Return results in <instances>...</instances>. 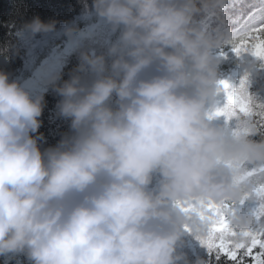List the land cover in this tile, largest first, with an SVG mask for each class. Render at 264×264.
I'll list each match as a JSON object with an SVG mask.
<instances>
[{"label": "clouds", "instance_id": "1", "mask_svg": "<svg viewBox=\"0 0 264 264\" xmlns=\"http://www.w3.org/2000/svg\"><path fill=\"white\" fill-rule=\"evenodd\" d=\"M223 2L92 0L116 38L99 54L81 50L67 80L49 78L59 115L70 121L54 146H41L44 95L0 71V257L188 264L177 251L185 225L204 226L180 205L238 202L246 189L226 162L264 163V135L233 131L254 128L251 119L228 127L209 118L223 93L213 53L231 33L199 19ZM56 23L35 16L22 31L48 33ZM76 31L65 28L69 37ZM231 222L247 228L253 217L237 208Z\"/></svg>", "mask_w": 264, "mask_h": 264}, {"label": "trees", "instance_id": "2", "mask_svg": "<svg viewBox=\"0 0 264 264\" xmlns=\"http://www.w3.org/2000/svg\"><path fill=\"white\" fill-rule=\"evenodd\" d=\"M253 0H224L221 8L208 12L200 17L204 25L210 17V30L217 27H232L233 20L241 12L247 14L248 3ZM88 9L84 8V0H0V71L9 74L11 80L18 81L33 97L43 94L45 107L39 129L44 135L41 146H54L61 137L69 132L70 121L59 115L57 103L61 99L48 84L49 78L60 73L67 80L69 74L79 63L81 50L99 54L106 50L107 45L116 38L110 27L91 9L92 0H87ZM39 16L44 22L55 20L54 31L30 35L22 31L25 23ZM209 16V17H208ZM66 27L77 29L72 37L65 34ZM42 51V55L37 54ZM221 53V52H220ZM214 53L220 60L218 79L228 80L234 87L245 76L246 66L255 62L256 67L248 73L247 91L254 104H264V61L249 53L237 55L226 45L224 55ZM44 58L46 61H43ZM37 63L46 68V73L38 78L39 90H28L27 80L37 73ZM220 94L218 106L223 101ZM258 119V117H257ZM214 124L234 127V120L226 122L223 117L213 120ZM260 137L254 136L253 139ZM158 175L153 178V187L159 182ZM177 251L183 253L188 264H196L197 260L207 264V250L190 234L185 233L178 242ZM0 264H27L23 256L15 258L0 257ZM220 264H224L221 260Z\"/></svg>", "mask_w": 264, "mask_h": 264}, {"label": "snow or ice", "instance_id": "3", "mask_svg": "<svg viewBox=\"0 0 264 264\" xmlns=\"http://www.w3.org/2000/svg\"><path fill=\"white\" fill-rule=\"evenodd\" d=\"M247 6L250 10L247 14L241 12L233 20L234 26L216 29L231 33L226 45H231V50L238 56L249 53L264 61V0H253ZM199 22L202 23L200 19ZM205 28L210 30L207 25ZM220 54L224 55L223 51ZM219 83L224 99L210 112L209 118L223 117L226 122L251 119L254 128L236 127L234 133L243 131L248 135L253 132L264 135V104L253 103L247 91V75L235 87L226 79ZM226 163L236 172L234 184L244 187L246 194L238 202L193 201L186 207L180 205L184 212L190 217L195 215L204 226L201 231L185 225L184 232L192 235L207 250V264H220L221 260L224 264H264V163L254 164L242 159ZM237 208L247 210L253 217L247 228H237L232 224L231 216Z\"/></svg>", "mask_w": 264, "mask_h": 264}, {"label": "rangeland", "instance_id": "4", "mask_svg": "<svg viewBox=\"0 0 264 264\" xmlns=\"http://www.w3.org/2000/svg\"><path fill=\"white\" fill-rule=\"evenodd\" d=\"M225 47H226V45H224L222 48L214 50V53L219 54L221 51H223L225 49ZM41 55H42V51H40L37 54V57H39ZM43 61H46V59L44 58ZM37 69H38L37 70L38 74L30 76L28 78V80H27V88H28V90H31V91L32 90H35V91L39 90L38 88L40 87V84H39L38 78L41 75H44V73H46V68L42 64L37 63Z\"/></svg>", "mask_w": 264, "mask_h": 264}, {"label": "bare ground", "instance_id": "5", "mask_svg": "<svg viewBox=\"0 0 264 264\" xmlns=\"http://www.w3.org/2000/svg\"><path fill=\"white\" fill-rule=\"evenodd\" d=\"M209 17V16H208ZM208 19V18H207Z\"/></svg>", "mask_w": 264, "mask_h": 264}]
</instances>
